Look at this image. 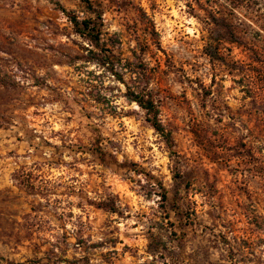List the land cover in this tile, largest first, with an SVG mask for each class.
Masks as SVG:
<instances>
[{
	"label": "rangeland",
	"instance_id": "obj_1",
	"mask_svg": "<svg viewBox=\"0 0 264 264\" xmlns=\"http://www.w3.org/2000/svg\"><path fill=\"white\" fill-rule=\"evenodd\" d=\"M90 1L0 0V264H264V0ZM97 11L126 81L148 71L175 153L77 58L67 13Z\"/></svg>",
	"mask_w": 264,
	"mask_h": 264
},
{
	"label": "trees",
	"instance_id": "obj_2",
	"mask_svg": "<svg viewBox=\"0 0 264 264\" xmlns=\"http://www.w3.org/2000/svg\"><path fill=\"white\" fill-rule=\"evenodd\" d=\"M86 5H91L90 0H81ZM73 26L74 31L82 38H84L88 43V47H82L83 55L77 57L79 60H83L85 63L95 64L99 68L100 73L94 76L104 77L105 74H110L115 78L116 81L122 83L126 87L125 97L129 103H136L137 106L145 112L146 121L151 125L153 130L164 140L167 148L171 153H175V142L172 132L168 130L161 120V101L156 94L155 90L150 87V78L148 71L143 65H134V70L131 73L132 85H130L125 78V75L121 70L126 68L127 64H123V60L117 56L112 49L107 47V42L104 39L106 33L103 30L102 13L95 12L94 17L79 19L76 16H71V13H67ZM143 16L148 18L147 13H143ZM144 23V22H143ZM146 37L155 42L157 48L164 54L167 55L165 49H163L161 40L159 38V33L156 30V25L151 18H148L145 22L144 29ZM203 40L205 41L203 53L213 60L219 55V45L215 43L209 36L203 34ZM148 46V45H147ZM261 67V71L263 72ZM264 74V72H263ZM212 83H216V78L212 79ZM95 87V85H91ZM211 87V86H210ZM247 90L252 88V84L247 85ZM204 93L201 95L202 101L206 102L207 96L210 93L209 90L204 86ZM196 138H202V131L196 129L193 131ZM206 141V140H205ZM208 141V140H207ZM206 146V145H205ZM210 152L214 155L218 154L217 149L214 147L208 148ZM98 153V151H96ZM104 155L103 153H99ZM260 177V175H258ZM164 190V189H163ZM163 202L168 200L167 193L164 190L162 194ZM115 201L111 200L110 203H101L98 206L105 208L112 213H118V208L115 205Z\"/></svg>",
	"mask_w": 264,
	"mask_h": 264
}]
</instances>
